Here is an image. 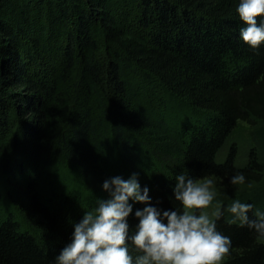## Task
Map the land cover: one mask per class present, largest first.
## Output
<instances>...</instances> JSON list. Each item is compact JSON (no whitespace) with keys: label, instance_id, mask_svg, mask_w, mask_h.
<instances>
[{"label":"trees","instance_id":"1","mask_svg":"<svg viewBox=\"0 0 264 264\" xmlns=\"http://www.w3.org/2000/svg\"><path fill=\"white\" fill-rule=\"evenodd\" d=\"M238 4L0 0V264H55L110 198L104 182L136 174L151 203L129 201L131 236L136 210H181V172L217 180L224 264H264V237L226 211L264 212V45L242 41ZM52 162L75 170L72 187Z\"/></svg>","mask_w":264,"mask_h":264},{"label":"clouds","instance_id":"2","mask_svg":"<svg viewBox=\"0 0 264 264\" xmlns=\"http://www.w3.org/2000/svg\"><path fill=\"white\" fill-rule=\"evenodd\" d=\"M237 13L245 25L240 29L242 41L259 49L264 45V0H239ZM245 182L242 173L230 181L233 185ZM103 188L110 198L98 200L93 211L85 212L74 226L72 242L55 257V264H224L231 254V239L216 227V220L223 215L220 203L211 215L205 211L217 198L213 179L184 172L176 175L173 192L181 210L162 214L152 206L136 210L139 223L131 236L127 218L133 206L129 201L150 205L148 188L141 189L136 174L127 180L116 176L105 181ZM253 208L234 199L226 209L232 217L229 222L264 237V212H253ZM129 242L140 253L135 258L129 252Z\"/></svg>","mask_w":264,"mask_h":264},{"label":"rangeland","instance_id":"3","mask_svg":"<svg viewBox=\"0 0 264 264\" xmlns=\"http://www.w3.org/2000/svg\"><path fill=\"white\" fill-rule=\"evenodd\" d=\"M134 27V26H131ZM179 110H182L183 107H179ZM242 131L244 130V126L242 127ZM49 165V169L47 175L52 179V181L56 182L60 187L64 186L66 189L73 186V183L76 181L77 175L74 169L70 166H66L64 164H60L57 162H52ZM214 180L215 188L217 187V180ZM215 207L211 206L210 208L206 209L205 211L211 215L213 211H215ZM214 218V217H213Z\"/></svg>","mask_w":264,"mask_h":264}]
</instances>
